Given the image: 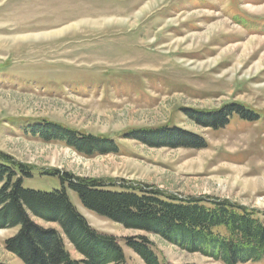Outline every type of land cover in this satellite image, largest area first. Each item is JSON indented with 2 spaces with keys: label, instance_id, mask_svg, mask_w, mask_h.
<instances>
[{
  "label": "rangeland",
  "instance_id": "rangeland-1",
  "mask_svg": "<svg viewBox=\"0 0 264 264\" xmlns=\"http://www.w3.org/2000/svg\"><path fill=\"white\" fill-rule=\"evenodd\" d=\"M236 105L252 118L233 113L217 129L195 120ZM41 121L113 140L117 150L88 155L24 128ZM165 128L206 146L131 136ZM0 152L32 169L22 182L29 189H60L57 170L119 191L158 189L264 212V0H0ZM67 193L122 245L145 235L159 264H224L125 228ZM16 231L0 228L2 264H21L4 246ZM123 248L129 264H144Z\"/></svg>",
  "mask_w": 264,
  "mask_h": 264
},
{
  "label": "trees",
  "instance_id": "trees-1",
  "mask_svg": "<svg viewBox=\"0 0 264 264\" xmlns=\"http://www.w3.org/2000/svg\"><path fill=\"white\" fill-rule=\"evenodd\" d=\"M237 113L251 119L242 106L195 116L204 126L215 129ZM257 116V115H255ZM44 140H61L82 153L115 152L113 140L79 134L59 124L41 121L24 127ZM164 144L205 147L206 143L172 128L153 130L143 136ZM150 136V137H148ZM31 168L0 152V228H17L4 242L5 249L21 264H129L123 246L131 249L144 264H159L151 241L143 234L123 237L122 245L113 235L92 227L67 193L75 192L83 207L125 228L154 233L190 252L241 264L264 258V212L227 200L181 198L158 189L105 185L98 179H83L63 171H51L61 181L60 189L41 191L25 188ZM113 186V187H112ZM112 187V188H111ZM41 220L53 226L36 222ZM71 251L77 255H73ZM2 264V263H0Z\"/></svg>",
  "mask_w": 264,
  "mask_h": 264
},
{
  "label": "bare ground",
  "instance_id": "bare-ground-1",
  "mask_svg": "<svg viewBox=\"0 0 264 264\" xmlns=\"http://www.w3.org/2000/svg\"><path fill=\"white\" fill-rule=\"evenodd\" d=\"M250 8H252V6H250ZM254 9V8H253ZM251 38V37H250Z\"/></svg>",
  "mask_w": 264,
  "mask_h": 264
}]
</instances>
